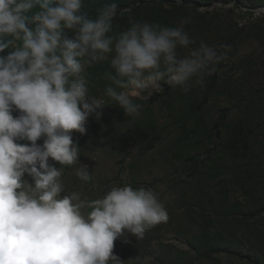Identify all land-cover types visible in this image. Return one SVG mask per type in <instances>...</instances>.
<instances>
[{"label":"clouds","instance_id":"9594fccd","mask_svg":"<svg viewBox=\"0 0 264 264\" xmlns=\"http://www.w3.org/2000/svg\"><path fill=\"white\" fill-rule=\"evenodd\" d=\"M85 6L86 0H0V54L8 52L0 55V264H125L113 253L114 241L168 220L160 193L129 184L87 204L78 192L61 198L62 169L49 160L79 163L72 133L86 134L92 115L101 119L105 97L126 116H139L134 98L146 81L157 90L156 81H164L188 91L228 59L227 46L191 47L187 20L169 27L136 21L115 2L92 16L83 14ZM126 14L128 27L120 29L115 21ZM102 63L109 83L96 96L87 70ZM79 164L76 176L90 181L89 167Z\"/></svg>","mask_w":264,"mask_h":264},{"label":"rangeland","instance_id":"374dc122","mask_svg":"<svg viewBox=\"0 0 264 264\" xmlns=\"http://www.w3.org/2000/svg\"><path fill=\"white\" fill-rule=\"evenodd\" d=\"M108 3L86 0L84 10L92 16ZM119 7L130 8L136 21L176 27L187 20L191 47L227 46L228 59L188 91L164 81H156L157 90L146 81L134 98L139 116H126L105 97L101 119L92 115L86 134L72 133L78 162L92 179H78L79 163L49 160L62 169L61 198L78 192L87 204L129 184L160 193L168 220L114 241L113 253L125 264H264V13L255 17L264 0H127ZM115 23L127 28L128 15ZM187 51L178 49L181 56ZM107 70V63L87 70L93 95L109 83L102 78ZM206 232L222 245L209 259L195 252Z\"/></svg>","mask_w":264,"mask_h":264},{"label":"trees","instance_id":"16d2710c","mask_svg":"<svg viewBox=\"0 0 264 264\" xmlns=\"http://www.w3.org/2000/svg\"><path fill=\"white\" fill-rule=\"evenodd\" d=\"M154 2H165L166 0H153ZM188 0H181L182 3H187ZM117 3L119 6L123 5L127 0H110V3ZM92 9H88L85 11L83 9V14L85 15H91ZM221 243L216 240L214 237H212L208 232L204 233L203 235V242L201 247H197V250L195 251L198 256H200L203 259H209L217 253L218 251H221ZM224 248H230L228 245L223 246ZM229 252V251H227Z\"/></svg>","mask_w":264,"mask_h":264}]
</instances>
